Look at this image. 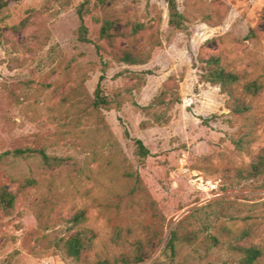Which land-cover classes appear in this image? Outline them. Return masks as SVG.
Listing matches in <instances>:
<instances>
[{"label":"rangeland","instance_id":"374dc122","mask_svg":"<svg viewBox=\"0 0 264 264\" xmlns=\"http://www.w3.org/2000/svg\"><path fill=\"white\" fill-rule=\"evenodd\" d=\"M82 1L9 0L0 14V188L15 196L0 264H94L137 242V264H242L223 228L264 245V175L234 176L264 152V0H176L180 29L163 0H114L86 16L91 42L77 37ZM210 55L260 84L241 151L225 95L200 78ZM98 83L108 104L95 108ZM80 227L96 236L75 260L62 246ZM173 231L185 236L170 248Z\"/></svg>","mask_w":264,"mask_h":264},{"label":"trees","instance_id":"16d2710c","mask_svg":"<svg viewBox=\"0 0 264 264\" xmlns=\"http://www.w3.org/2000/svg\"><path fill=\"white\" fill-rule=\"evenodd\" d=\"M114 0H83L79 3L76 9V14L80 25L78 28V39L82 42H91L89 37V29L85 24V18L90 14V10L94 7L104 8ZM167 5L168 23L175 28H182L185 19L179 12L176 0H163ZM9 0H0V14L7 8ZM114 21L108 18L101 20V25L98 29V36L101 39H110L113 37ZM138 30L137 27L134 31ZM122 61L130 64L141 62L138 55H133L130 52H124L120 58ZM203 64L201 80L209 83L212 86H217L220 93L225 95V107L229 110V114L240 123L242 128L241 134L232 139V142L237 150H242L244 145L248 143L250 136V112L252 110L250 98L255 96L260 84L251 80L243 82L242 77L231 70H227L222 64L219 55H210L207 58H200ZM102 76L100 77V80ZM108 100L100 94V83L95 89V99L93 106L95 108L100 105H107ZM136 152L139 157L145 158L150 155L149 150L144 146L141 140H136ZM46 159V158H45ZM264 175V152L257 154L250 163L245 167L234 169V176L238 181H249L257 179ZM15 203V196L5 187L0 188V209L4 212H9ZM85 211L78 210L71 218L69 223L75 226H80L85 221ZM224 233L228 236L229 246L240 255L242 264H262L264 259V245L252 241L253 229L245 227L242 229L223 228ZM178 234L176 231L171 233L168 245L170 248L175 247L176 241L182 239L185 234ZM96 234L93 230L80 227L70 236H68L62 246L63 252L67 257L78 260L83 253L88 250L95 238ZM146 258L145 247L141 242L134 244L131 255L120 256L113 260L103 259L97 260L94 264H137Z\"/></svg>","mask_w":264,"mask_h":264}]
</instances>
